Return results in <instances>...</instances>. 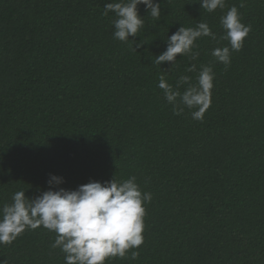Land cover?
I'll use <instances>...</instances> for the list:
<instances>
[{"label": "trees", "instance_id": "trees-1", "mask_svg": "<svg viewBox=\"0 0 264 264\" xmlns=\"http://www.w3.org/2000/svg\"><path fill=\"white\" fill-rule=\"evenodd\" d=\"M111 2L0 0V207L49 190L51 175L66 190L135 176L152 195L144 243L137 260L108 264H264V0L212 13L200 0H155L159 20L141 4L144 27L127 42L103 15ZM232 6L252 31L225 67L211 52L230 47L220 17ZM200 22L216 39L196 42L197 60L152 63L167 36ZM201 66L215 77L202 122L174 115L157 86L161 75L195 83ZM55 238L26 230L0 245V264H65Z\"/></svg>", "mask_w": 264, "mask_h": 264}, {"label": "clouds", "instance_id": "clouds-1", "mask_svg": "<svg viewBox=\"0 0 264 264\" xmlns=\"http://www.w3.org/2000/svg\"><path fill=\"white\" fill-rule=\"evenodd\" d=\"M226 0H200L202 9L212 13L218 8H225ZM144 5L152 18L159 20L161 4L155 0H114L104 5V16L114 13L113 37L127 42L129 37L138 36L144 27V19L139 15L138 6ZM240 8L245 7L241 0ZM220 24L229 46L215 48L211 55L225 67L231 63V52L243 48L244 41L252 31L251 25L241 21V14L236 6L228 9L220 17ZM208 37L216 39V34L205 22L195 27H180L166 38V51L154 57L152 63L161 66L169 63L176 67L177 57L187 56L195 61L199 57L197 41ZM137 44L136 48L141 47ZM136 48L134 50L136 51ZM196 64L186 69L196 72ZM214 73L210 66H201L198 75L193 78L180 76L175 86L169 84L165 75L159 77L158 88L164 99L173 106L174 115H181L184 109L191 111L194 120L203 121L204 114L211 106V90L214 87ZM183 86V92L179 89ZM49 190L35 198H27L25 191H16L11 203L0 207V245H11L26 230L44 229L55 232L53 248H59L64 254L65 264H108L114 259L137 260L139 249L144 243L145 204L152 200L149 192L142 193L136 177L124 181H90L76 190L60 187L62 177L51 175L48 180ZM56 190H53V189Z\"/></svg>", "mask_w": 264, "mask_h": 264}]
</instances>
